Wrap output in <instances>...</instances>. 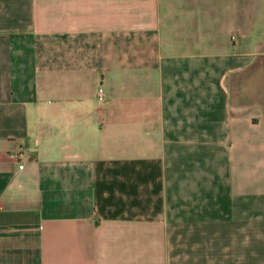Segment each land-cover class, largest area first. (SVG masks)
Wrapping results in <instances>:
<instances>
[{
    "label": "crops",
    "instance_id": "0c3cea01",
    "mask_svg": "<svg viewBox=\"0 0 264 264\" xmlns=\"http://www.w3.org/2000/svg\"><path fill=\"white\" fill-rule=\"evenodd\" d=\"M0 264H264V0H0Z\"/></svg>",
    "mask_w": 264,
    "mask_h": 264
},
{
    "label": "built area",
    "instance_id": "2783aa9c",
    "mask_svg": "<svg viewBox=\"0 0 264 264\" xmlns=\"http://www.w3.org/2000/svg\"><path fill=\"white\" fill-rule=\"evenodd\" d=\"M102 98V88H98L97 90V100L100 101ZM22 164H18V168H21Z\"/></svg>",
    "mask_w": 264,
    "mask_h": 264
}]
</instances>
